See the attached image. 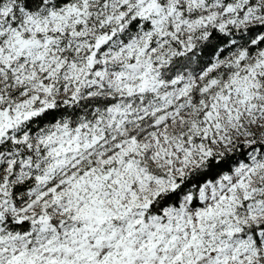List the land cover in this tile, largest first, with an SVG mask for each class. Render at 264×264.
I'll list each match as a JSON object with an SVG mask.
<instances>
[{"label":"snow or ice","instance_id":"obj_1","mask_svg":"<svg viewBox=\"0 0 264 264\" xmlns=\"http://www.w3.org/2000/svg\"><path fill=\"white\" fill-rule=\"evenodd\" d=\"M0 264H264V0H0Z\"/></svg>","mask_w":264,"mask_h":264}]
</instances>
